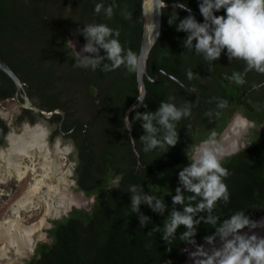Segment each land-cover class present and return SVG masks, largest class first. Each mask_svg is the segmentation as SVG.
Returning a JSON list of instances; mask_svg holds the SVG:
<instances>
[{
	"label": "trees",
	"instance_id": "obj_1",
	"mask_svg": "<svg viewBox=\"0 0 264 264\" xmlns=\"http://www.w3.org/2000/svg\"><path fill=\"white\" fill-rule=\"evenodd\" d=\"M98 3L112 6L110 19L103 11H94ZM187 3L196 19L203 22L197 0ZM162 11L160 36L149 53L147 74L153 78L155 69L163 70L187 90L160 73L155 81L145 79L147 108L139 106L129 119L137 111H155L170 97L178 107L190 106L191 115L177 122L178 143L166 153L159 147L143 150L140 137L144 131L136 121L131 130L137 159L123 127V114L137 96L135 71L125 64L112 71H104L102 66L95 71L76 66L75 53L68 52L64 44L66 40L85 44L76 31L85 24H107L119 31L123 49L137 55L142 30L140 0H0V59L28 91H33L30 98L34 106L63 111V118L56 114L51 120L54 134L68 133L74 149L68 158L75 164L72 180L76 191L94 197L90 209L73 207L67 215L51 220L49 241L38 243L25 264H183L188 254L184 249L207 246L204 238L234 213L244 211L252 219L255 213L264 215V129H259L264 125V73L246 70L243 61L229 63L223 53L209 64L202 55L183 47L185 33L169 26L172 7ZM177 11L181 19L188 15ZM216 15H224V11ZM233 73L245 82L238 85L226 78ZM12 89V82L0 72V100L11 97ZM221 100L227 101L226 107H218ZM236 113L254 128L245 140L250 145L222 160L228 171L223 182L229 201H217L212 212L218 218L215 224L201 222L197 226L195 245L181 239L186 230L183 226L170 241H163L167 214L181 207L172 205V195L179 171L189 163L185 151L205 140L215 141ZM39 119L33 114V122ZM163 135L161 130L159 137ZM117 175L122 176L120 189H104ZM132 185L142 186L145 194L163 200L168 205L164 216L141 205V212L150 219L139 225L129 206L127 191ZM191 195L184 193L186 203ZM197 202L191 203L195 206ZM157 226L161 230L152 232Z\"/></svg>",
	"mask_w": 264,
	"mask_h": 264
},
{
	"label": "clouds",
	"instance_id": "obj_2",
	"mask_svg": "<svg viewBox=\"0 0 264 264\" xmlns=\"http://www.w3.org/2000/svg\"><path fill=\"white\" fill-rule=\"evenodd\" d=\"M200 15L203 22H199L187 0H176L172 5V11L168 15L169 26H175L177 32L186 34L182 41L186 50H194L196 54L202 55L209 64L218 61L222 53L226 55L229 63L233 60L243 61L246 70H255L264 73V0H197ZM167 9L165 0H161V11ZM177 10L188 13L183 19ZM224 11V15L216 13ZM96 13L103 11L107 18L113 15L112 6L104 7L98 3L94 9ZM130 18V14L125 16ZM86 41L78 52L71 40H66L64 47L74 52L76 66L90 68L95 71L102 66L104 71H112L119 68L121 64L130 71L137 70V57L131 51H125L118 39L119 31L108 27L107 24H85L76 30ZM101 50L103 55H101ZM87 54V55H86ZM188 78H193V72H188ZM227 79L236 84L245 81L241 75L233 73ZM193 91V90H190ZM139 105L147 108L143 96L137 97ZM161 101L155 111L136 112L130 120L127 115L123 116V127L130 132L136 121L141 122L144 134L140 140L144 144L143 150L149 152L157 147L165 149L166 153L170 147H174L179 140L177 122L191 115L188 105L178 107L171 102ZM227 101L221 100L219 108H224ZM134 106V109L135 107ZM242 128L253 127L251 122L241 119ZM163 130V137L159 133ZM135 139H131L134 142ZM250 144L233 145L229 151L221 150L214 146L210 140H205L199 145L185 151L189 161L178 173V186L175 195H172V205H180L173 208L167 214V222L163 225L162 240L170 241L181 226L186 230L181 239L195 245L197 226L201 223L217 222V217L212 215L217 201L224 203L229 201V193L223 182L228 171L222 166L225 157L235 155L241 149ZM167 146V147H166ZM121 175L115 176L108 182L104 189H120ZM130 208L135 213L139 225H143L149 217L141 212V205H146L152 212L164 216L168 205L154 195L145 194L143 187L136 185L129 187ZM191 193L186 203L184 193ZM171 193V192H170ZM192 201H198L195 206ZM206 215H201V214ZM264 228V219L253 220L244 211H238L224 220L219 228L210 236L205 237V243L210 245L205 250L202 245L196 246V251L191 253L194 264H264V237L258 236L253 230ZM247 229V231H243ZM161 227L157 226L152 232H158ZM249 233H252L251 235ZM217 240L220 247H216ZM194 253H199L194 256Z\"/></svg>",
	"mask_w": 264,
	"mask_h": 264
},
{
	"label": "water",
	"instance_id": "obj_3",
	"mask_svg": "<svg viewBox=\"0 0 264 264\" xmlns=\"http://www.w3.org/2000/svg\"><path fill=\"white\" fill-rule=\"evenodd\" d=\"M174 3L166 2L167 7H172ZM140 9L142 30L136 55L138 67L135 71L137 96L123 114L128 117L139 107L137 97H145V79L155 81L157 74L160 73L184 87L179 80L163 70L155 69L153 78L147 74V59L159 39L162 26L161 0H140ZM72 42L79 52L83 45L74 40ZM0 72L12 82L17 91L24 92L26 84L1 59ZM24 102L25 108L43 119L56 114L63 117L61 109L45 111L32 105L27 96H24ZM134 106L137 107L134 109ZM11 110L9 103L0 106V114H10ZM241 119L250 122L238 113L234 114L218 139L213 142L214 146L229 151L233 145L243 144L249 129L254 126L242 128ZM251 124L254 125L252 122ZM18 129L10 133L7 146L0 148V264H24L31 257L32 248L34 253L38 243L49 241L47 230L50 228L51 220L67 215L73 207L88 209L94 203L93 196H86L76 191L72 180L74 163L68 158L73 153L70 143L58 138L48 139L50 128L44 122H38L33 126L24 124ZM260 129H264V125ZM127 137L138 159L134 142H131L132 130L127 132ZM12 190H17L12 195V200L2 196ZM261 219H264L263 214L253 215V220ZM243 231L246 232L247 229ZM253 231L258 236L264 237V228ZM215 246L220 247L218 240ZM203 247L206 251L211 248L210 245ZM184 251L188 254L183 264H194L191 253L195 252L196 248L187 247ZM193 255L198 256L199 253Z\"/></svg>",
	"mask_w": 264,
	"mask_h": 264
},
{
	"label": "flooded vegetation",
	"instance_id": "obj_4",
	"mask_svg": "<svg viewBox=\"0 0 264 264\" xmlns=\"http://www.w3.org/2000/svg\"><path fill=\"white\" fill-rule=\"evenodd\" d=\"M74 41L75 42H78L77 40H74ZM78 44L84 45L83 43H80V42H78ZM12 90L13 91H12L11 97H6V98L0 100V106L2 104L9 103L10 106L12 107V110H11V113L10 114H4V113L0 114V133H1L0 148H5L7 146V144H8V137H9V135H10V133L12 131H15L16 132L17 130H19L18 128L22 127V125H24V124H28L30 126H33V125H36L38 122H44L46 125L49 126L50 133H49L48 139L53 140L55 138H58V139H60L63 142L66 141L68 144L70 143L68 141V139H67L68 133H62V132H60L58 135H55L54 134L53 125L51 123V120H52V118H53L54 115L52 117L48 118V119H43L42 117H40V119L38 121L33 122V114H36V113H33V111H31V110H29V109H27V108H25L23 106L25 104V102H24V96H27V98L30 100V102L33 105V102H32V100L30 98V94H32L33 91H28L26 85L24 87V92L23 91H17L15 88L12 89ZM3 94H6V93H3ZM232 117L230 118V120L232 119ZM58 130H60V124L58 125ZM250 130L251 129H249V131ZM249 131H248V133H249ZM248 133H247V135H248ZM220 134H219V136H220ZM247 135L244 138V143L243 144H245V140L247 139ZM58 145H59V149H60V144L58 143ZM70 145H71L72 150H74L73 149V146H72V143H70ZM74 166H75V164H74ZM74 184H75V182H74ZM17 188H19V186ZM16 191L17 190H12L10 193L5 194V195L3 194L2 196L6 197V198L8 197L7 199L12 200L11 199L12 198V195H14L16 193ZM79 209H85V208L84 207H81ZM88 209H90V208H88ZM88 209H86V210H88ZM47 236H48V234H47ZM30 252L32 254L31 255V257H32L33 256V248H32V250ZM31 257L27 261H25V263L28 262L31 259Z\"/></svg>",
	"mask_w": 264,
	"mask_h": 264
}]
</instances>
